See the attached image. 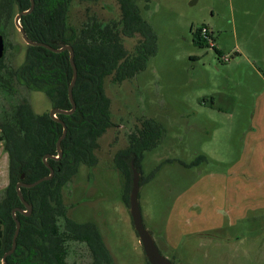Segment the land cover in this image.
<instances>
[{
	"label": "rangeland",
	"instance_id": "374dc122",
	"mask_svg": "<svg viewBox=\"0 0 264 264\" xmlns=\"http://www.w3.org/2000/svg\"><path fill=\"white\" fill-rule=\"evenodd\" d=\"M8 2L0 0L1 136L19 106L35 114L52 107L18 76L28 44L14 23L17 6ZM79 2L72 0L67 12L71 25L84 19ZM137 3L156 35V51L134 78L105 83L112 124L97 139L96 164H80L61 186L65 214L96 226L113 264H148L123 198L130 179L113 158L135 126L153 119L162 133L141 158L138 201L159 251L173 264H264V0ZM113 5L98 0L89 13L113 16L115 10L102 8ZM200 155L205 160L197 163ZM10 185L0 141V203ZM10 228L3 226L0 261L12 242ZM65 264H91L84 242L68 243Z\"/></svg>",
	"mask_w": 264,
	"mask_h": 264
},
{
	"label": "trees",
	"instance_id": "16d2710c",
	"mask_svg": "<svg viewBox=\"0 0 264 264\" xmlns=\"http://www.w3.org/2000/svg\"><path fill=\"white\" fill-rule=\"evenodd\" d=\"M8 1V4L12 2ZM34 1L33 11L21 17V26L33 41L48 43L55 40L72 45L77 69L72 90L76 108L70 114H57L67 131L60 143L61 158L58 161L47 159L54 169L53 177L33 188H20L25 200L29 199L33 204V211L30 215L16 212L20 229L15 250L6 256V262L65 264L68 243L81 241L89 249L91 264H113L96 226L91 222H76L66 216L60 188L77 172L80 164H96L94 151L98 147L97 139L111 125L110 99L105 94V83L119 84L142 71L156 51V35L143 17L144 11L137 0H114L115 14L105 21L99 20L93 13L89 14L90 5H86V20L79 26L67 23L72 0ZM14 2L21 9L30 5L29 0ZM198 41H201L200 37ZM71 75L68 51L55 53L35 46L27 47L25 60L18 71L24 82L42 90L52 106L61 109L71 107L67 97ZM1 128L3 136L0 135V141L5 142L8 152L11 190H7L5 199L0 203L3 210L0 217V253L3 251V226L10 225L11 233H14L11 209L21 206L14 182L20 172L25 174L23 181L29 182L49 173L42 158L47 153L56 155V140L62 132V125L49 114H35L27 105H21L11 121ZM161 133L160 125L153 119H147L127 135V145L119 149L113 158L115 167L127 180L131 178L127 160L132 159L140 171L144 151L158 144ZM198 160L197 163L204 161L205 157L200 155ZM123 198L128 204L127 193L124 192Z\"/></svg>",
	"mask_w": 264,
	"mask_h": 264
},
{
	"label": "water",
	"instance_id": "95a60500",
	"mask_svg": "<svg viewBox=\"0 0 264 264\" xmlns=\"http://www.w3.org/2000/svg\"><path fill=\"white\" fill-rule=\"evenodd\" d=\"M191 3H193V1H191ZM34 6V0H30V7L28 10L26 11H21L19 12L15 18H14V22H15V25L17 26V28L19 29L23 39L25 40V42L29 45H38V46H42V47H45L49 50H53V51H62L64 49L68 50L69 51V62H70V65H71V69H72V76H71V79L67 85V97H68V100L71 104V109L69 110H65V109H59L57 107H53L49 110V116L55 120H57L58 122H60L62 124V127H63V131H62V135L57 139L56 141V151L58 153L57 156H52V155H45L43 157V161L46 163V158L47 157H51V158H55V159H58L61 154H62V149L60 147V142L62 140V138H64L65 134H66V125L65 123L56 118V113H62V114H70L72 113L74 110H75V102H74V99H73V94H72V89H73V86H74V83H75V80H76V77H77V69H76V66H75V63H74V51H73V48L72 46L70 45H67V44H60V48L56 49V48H53L50 44H46V43H43V42H36V41H32L30 40L23 27L21 26L20 22H19V19H20V16L22 14H26L28 12H30V10L33 8ZM3 49H4V43H3V38H2V35L0 34V58L2 57L3 55ZM47 167L49 168V175L47 176H43V177H40L38 178L37 180H35L34 182L30 183V184H25L23 183L22 181L16 183L15 185V189H16V192H17V195L19 197V200L21 202V204H23L24 206H26L28 208V212H24L23 213L25 215H28L29 212H30V209H31V204L28 203L22 196L21 192H20V187H23V186H27V187H30V186H34L44 180H47L49 178L52 177V174H53V169L51 166H49L48 164H46ZM129 167H130V172H131V178H130V189H129V193H128V211H129V215H130V218H131V222H132V226H133V229L138 237V240L141 244V247H142V250H143V253L148 261L149 264H173L167 257H165L158 249L155 241H154V238L152 236V234L150 233V231L144 226L143 224V220H142V214H141V210H140V206H139V201H138V194H139V189H140V175H139V171L137 169V167L134 165L133 163V160L130 159V162H129ZM15 211H22L21 208L19 207H13L12 210H11V215L13 217V220L15 222V229H14V233L12 235V242H11V247L10 249L5 252L2 256V264H7L6 262V256L10 253H12V251L14 250L15 246H16V239H17V236H18V233H19V229H20V222L18 221V219L16 218L15 216Z\"/></svg>",
	"mask_w": 264,
	"mask_h": 264
},
{
	"label": "flooded vegetation",
	"instance_id": "af4514ba",
	"mask_svg": "<svg viewBox=\"0 0 264 264\" xmlns=\"http://www.w3.org/2000/svg\"><path fill=\"white\" fill-rule=\"evenodd\" d=\"M81 2H79V5H81V15L82 16H84V19L82 20V22H80L79 23V25H81L85 20H86V16H85V12H86V5H91V4H96L97 3V1L98 0H91L92 2H89V1H87L88 3H86V1L85 0H80ZM113 1V4H114V0H112ZM29 2H30V0H29ZM15 3V5L17 6V9H18V13L19 12H21V11H26V10H28L29 9V7H30V5L28 6V8H26V9H21L20 8V6H19V4H17L16 2H14ZM91 3V4H90ZM71 4H72V2H71ZM34 5H35V1H34ZM84 5V6H83ZM115 5V4H114ZM113 5V7L110 9V8H104V7H102L105 11H108V12H111L112 13V11L113 10H115V6ZM70 8V7H69ZM33 9H34V6H33V8L30 10V12H28V13H26V14H22L21 16H20V19H19V22H20V20H21V17L23 16V15H27V14H29V13H31L32 11H33ZM90 11H91V9H90ZM17 13V14H18ZM89 13V12H88ZM99 20H102V21H105V20H107V19H109V18H111L112 16H108V17H104V18H101V15L98 13V15H97V13H95V12H92ZM92 13H89V14H92ZM16 16V15H15ZM67 16H68V13H67ZM15 18V17H14ZM15 23V22H14ZM67 23L70 25V26H79L78 24L77 25H71L70 23H69V21H67ZM20 24H21V22H20ZM17 27V26H16ZM24 29V28H23ZM25 31V30H24ZM26 33V32H25ZM0 34L2 35V32L0 31ZM209 35V34H208ZM22 36V35H21ZM2 38H3V35H2ZM23 38V37H22ZM31 40V39H30ZM25 41V40H24ZM33 41V40H32ZM4 42V41H3ZM36 42H42V41H36ZM43 43H45V42H43ZM46 44H50L53 48H56V49H58V48H60L61 46H60V44H67V45H70V44H68V43H64V42H60V41H55V40H50L48 43H46ZM28 46H35V47H42V46H38V45H29L28 44ZM70 46H72V45H70ZM43 48H45V47H43ZM73 48V47H72ZM47 49V48H46ZM49 50V49H48ZM64 50H66V49H64ZM64 50H62V51H64ZM49 51H51V52H55V53H59V52H62V51H53V50H49ZM66 51H68V50H66ZM74 51V50H73ZM3 53H4V49H3ZM73 58H74V56H73ZM68 59H69V51H68ZM72 76V75H71ZM71 79V78H70ZM76 79H77V77H76ZM70 81V80H69ZM76 81V80H75ZM69 83V82H68ZM75 84V83H74ZM73 90V89H72ZM73 94V93H72ZM69 101V100H68ZM75 102V101H74ZM70 103V102H69ZM71 105V104H70ZM51 108H53V106L51 107ZM50 108V109H51ZM58 108V107H57ZM75 108H76V105H75ZM59 109H61V108H59ZM70 109H71V107H70ZM65 110H69V109H65ZM48 114H49V112H48ZM57 114H62V113H56L55 115H56V118H58L57 117ZM58 119H60V118H58ZM55 120V119H54ZM61 120V119H60ZM55 121H57V120H55ZM58 122V121H57ZM58 123H60V122H58ZM61 124V123H60ZM112 124V123H111ZM62 125V124H61ZM137 126H135V128H136ZM135 128H134V130H135ZM62 131H63V127H62ZM66 131H67V128H66ZM131 133V132H130ZM62 135V132H61V134H60V136ZM59 136V137H60ZM65 136H66V134H65ZM64 136V137H65ZM58 137V138H59ZM57 138V139H58ZM63 139V138H62ZM57 141V140H56ZM62 141V140H61ZM61 143V142H60ZM60 147H61V145H60ZM62 149V148H61ZM49 153H47V154H45V155H48ZM44 155V156H45ZM49 155H52V154H49ZM58 155V153H57V151H56V155H52V156H57ZM62 155V154H61ZM43 156V157H44ZM54 159V160H56V161H58L60 158H61V156L58 158V159H55V158H51V157H47L46 158V163H45V165L46 164H48L47 163V159ZM42 160H43V158H42ZM49 165V164H48ZM85 165V164H84ZM95 165V164H94ZM94 165H92V166H94ZM47 166V165H46ZM50 166V165H49ZM88 166V165H87ZM52 167V166H51ZM48 168V167H47ZM52 169H53V167H52ZM48 170H49V168H48ZM47 175H49V173L47 174ZM47 175H44V176H47ZM53 175H54V169H53V174H52V177H53ZM43 177V176H42ZM51 177V178H52ZM24 178H25V176H24ZM51 178H49V179H51ZM49 179H47V180H49ZM23 180V179H22ZM37 180V179H36ZM44 181H46V180H44ZM23 183H25V184H30V183H32V182H34V181H22ZM43 182V181H42ZM69 182V181H68ZM68 182H66V183H68ZM41 183V182H40ZM65 183V184H66ZM39 184V183H38ZM37 185V184H36ZM36 185H34V186H36ZM34 186H30V187H27V186H23V187H26V188H33ZM28 203H30L31 204V209H30V212H29V214L28 215H30L31 213H32V211H33V204L29 201V199H27L26 200ZM15 207H19V208H21V210L22 211H16V212H20V213H22V214H24L23 213V211L24 212H28L29 210H28V208L26 207V206H24L23 204H21V206H19V205H17V206H15ZM22 208H24V209H22Z\"/></svg>",
	"mask_w": 264,
	"mask_h": 264
},
{
	"label": "built area",
	"instance_id": "2783aa9c",
	"mask_svg": "<svg viewBox=\"0 0 264 264\" xmlns=\"http://www.w3.org/2000/svg\"><path fill=\"white\" fill-rule=\"evenodd\" d=\"M200 33H202L204 37H209L208 30L206 27H201Z\"/></svg>",
	"mask_w": 264,
	"mask_h": 264
},
{
	"label": "crops",
	"instance_id": "0c3cea01",
	"mask_svg": "<svg viewBox=\"0 0 264 264\" xmlns=\"http://www.w3.org/2000/svg\"><path fill=\"white\" fill-rule=\"evenodd\" d=\"M249 147H250V145H249Z\"/></svg>",
	"mask_w": 264,
	"mask_h": 264
}]
</instances>
